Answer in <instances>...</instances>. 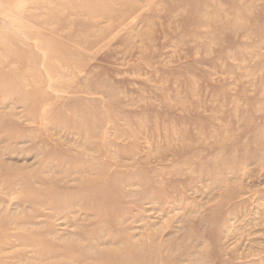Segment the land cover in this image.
Segmentation results:
<instances>
[{"label": "rangeland", "instance_id": "obj_1", "mask_svg": "<svg viewBox=\"0 0 264 264\" xmlns=\"http://www.w3.org/2000/svg\"><path fill=\"white\" fill-rule=\"evenodd\" d=\"M0 264H264V0H0Z\"/></svg>", "mask_w": 264, "mask_h": 264}]
</instances>
